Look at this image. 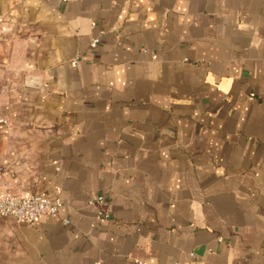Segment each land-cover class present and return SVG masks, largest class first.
Listing matches in <instances>:
<instances>
[{"label": "crops", "instance_id": "1", "mask_svg": "<svg viewBox=\"0 0 264 264\" xmlns=\"http://www.w3.org/2000/svg\"><path fill=\"white\" fill-rule=\"evenodd\" d=\"M0 101V264H264V0H0Z\"/></svg>", "mask_w": 264, "mask_h": 264}, {"label": "built area", "instance_id": "2", "mask_svg": "<svg viewBox=\"0 0 264 264\" xmlns=\"http://www.w3.org/2000/svg\"><path fill=\"white\" fill-rule=\"evenodd\" d=\"M100 38L95 37L91 40V48L99 45ZM80 58L74 57L73 64L78 65ZM10 125L7 116L2 113L0 101V128ZM104 197H98L103 199ZM94 199H91L93 202ZM63 202L58 197H52L45 192H32L23 194L18 191L0 192V215L12 217L20 223H33L45 214H55L59 211ZM65 223L70 224L69 220Z\"/></svg>", "mask_w": 264, "mask_h": 264}]
</instances>
